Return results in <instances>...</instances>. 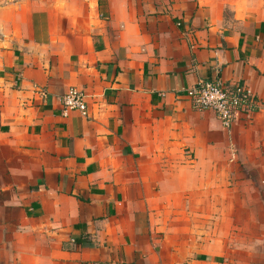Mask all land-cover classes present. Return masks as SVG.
Wrapping results in <instances>:
<instances>
[{
    "label": "crops",
    "instance_id": "1",
    "mask_svg": "<svg viewBox=\"0 0 264 264\" xmlns=\"http://www.w3.org/2000/svg\"><path fill=\"white\" fill-rule=\"evenodd\" d=\"M1 152L0 264H264V0H0Z\"/></svg>",
    "mask_w": 264,
    "mask_h": 264
},
{
    "label": "built area",
    "instance_id": "2",
    "mask_svg": "<svg viewBox=\"0 0 264 264\" xmlns=\"http://www.w3.org/2000/svg\"><path fill=\"white\" fill-rule=\"evenodd\" d=\"M190 108L196 112H210L223 130H229L237 116L248 117L257 108L253 94L242 85L225 84L220 79L199 81L185 92ZM60 115L77 113L86 117L85 95L74 87L66 89L60 98Z\"/></svg>",
    "mask_w": 264,
    "mask_h": 264
},
{
    "label": "rangeland",
    "instance_id": "3",
    "mask_svg": "<svg viewBox=\"0 0 264 264\" xmlns=\"http://www.w3.org/2000/svg\"><path fill=\"white\" fill-rule=\"evenodd\" d=\"M3 156H5V154L3 152L0 153V157L2 158ZM3 167V163L0 162V174H1V168ZM8 178L6 176H2L0 175V185L7 183Z\"/></svg>",
    "mask_w": 264,
    "mask_h": 264
}]
</instances>
